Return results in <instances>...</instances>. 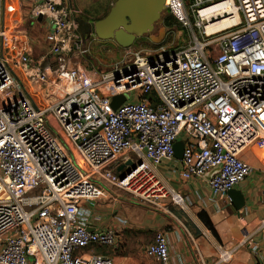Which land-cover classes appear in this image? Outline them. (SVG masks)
<instances>
[{
	"label": "built area",
	"instance_id": "obj_1",
	"mask_svg": "<svg viewBox=\"0 0 264 264\" xmlns=\"http://www.w3.org/2000/svg\"><path fill=\"white\" fill-rule=\"evenodd\" d=\"M27 1L30 26L46 29L48 48L40 57L31 55L26 26L19 25L21 37L10 33L21 18L0 0V264H113L112 255L87 251H120L119 232L89 230L84 202L109 184L148 202L169 198L186 207V197L156 171L176 159L178 137L181 178L220 167L208 180L215 196L252 172L241 154L264 140V0H165L164 11L177 21L166 29L179 26L185 38L174 48L127 50L93 75L81 74L70 54L72 41L83 39L70 0ZM217 3L228 9L206 12ZM235 16L228 26L206 29ZM120 94L125 100L113 109L112 97ZM127 160L135 169L120 179L115 168ZM246 245L252 253L260 248L244 237L218 245L209 260L199 252L196 258L226 264ZM143 253L173 264L164 231Z\"/></svg>",
	"mask_w": 264,
	"mask_h": 264
},
{
	"label": "crops",
	"instance_id": "obj_2",
	"mask_svg": "<svg viewBox=\"0 0 264 264\" xmlns=\"http://www.w3.org/2000/svg\"><path fill=\"white\" fill-rule=\"evenodd\" d=\"M252 146L245 149L241 157L253 170L233 187L244 195L245 204L239 210L227 194L213 195L204 176L181 178L177 159L162 162L156 171L165 184L186 197L184 208L173 204L169 198L148 202L104 184L100 196L84 202L89 210L88 229L114 227L121 238L118 247L121 250L112 253L110 247L94 246L88 247L94 249L87 252L110 254L113 264H158L144 255L143 248L152 242L155 232L164 231L173 264H198L197 252L209 260L218 245H235L244 237L260 245L258 252L252 253L247 245L237 248L226 264H264V227H260L264 219V164L256 165V157L261 153H256ZM199 212L203 213L202 217ZM117 216L125 218L124 221H119Z\"/></svg>",
	"mask_w": 264,
	"mask_h": 264
},
{
	"label": "rangeland",
	"instance_id": "obj_3",
	"mask_svg": "<svg viewBox=\"0 0 264 264\" xmlns=\"http://www.w3.org/2000/svg\"><path fill=\"white\" fill-rule=\"evenodd\" d=\"M70 2L69 7H72L73 17L82 16L86 20H94L102 16L114 0H70ZM6 4L8 6L7 10H11L12 16L17 17L18 15L22 20H20V24L11 23L12 28L10 33L20 34L21 37L22 28L19 27V25L26 26L32 38L30 42L31 55L33 57H40L48 48V44L44 40L46 29L41 28L40 25L30 26L29 2L27 0H6ZM166 14L165 11L161 12L159 19L154 25L153 31L147 35L138 37L132 45L126 47L128 49L119 46L114 39H99L95 34L77 42V45L72 41L70 54L76 55V64L79 66L81 74L93 75L105 71L112 63L120 62L127 50H134L140 45L149 48L168 45L174 48L177 42L185 38V34L179 26H172L170 30L166 29L162 22ZM37 20L41 21L42 18L38 17ZM82 47L84 48V52L80 53L79 50H81ZM11 54H15L14 47H12ZM129 60V57L126 58L127 62ZM252 147L256 153H261L256 157V165H263L264 140L256 142ZM76 157L79 163L83 165L81 158L79 156Z\"/></svg>",
	"mask_w": 264,
	"mask_h": 264
},
{
	"label": "water",
	"instance_id": "obj_4",
	"mask_svg": "<svg viewBox=\"0 0 264 264\" xmlns=\"http://www.w3.org/2000/svg\"><path fill=\"white\" fill-rule=\"evenodd\" d=\"M164 1L115 0L108 13L100 19L89 22L82 16H76L74 18L76 29L83 39L95 34L99 39H114L119 46L126 48L132 45L138 37L153 31L156 21L165 9ZM97 93L104 94L100 91H97ZM124 100L125 96L123 94L113 96L111 100L112 108H117ZM173 149L174 157L180 160L183 153V141L176 140L173 143ZM126 165L127 167L123 170ZM135 166L131 160H127L124 164L118 165L115 172L122 179L134 170ZM219 168V166L212 167L204 174V177L209 180ZM226 194L237 210L244 206L245 200L241 190L231 188Z\"/></svg>",
	"mask_w": 264,
	"mask_h": 264
},
{
	"label": "bare ground",
	"instance_id": "obj_5",
	"mask_svg": "<svg viewBox=\"0 0 264 264\" xmlns=\"http://www.w3.org/2000/svg\"><path fill=\"white\" fill-rule=\"evenodd\" d=\"M222 9H228L227 6H224L223 3H217L210 7L209 9L206 10V12H210L211 10H219L221 11ZM236 20V16L229 18V17H223L222 19L218 20L217 22L209 23L206 27L208 31H212L218 28H223L225 26H228L232 22ZM79 162V161H78Z\"/></svg>",
	"mask_w": 264,
	"mask_h": 264
},
{
	"label": "trees",
	"instance_id": "obj_6",
	"mask_svg": "<svg viewBox=\"0 0 264 264\" xmlns=\"http://www.w3.org/2000/svg\"><path fill=\"white\" fill-rule=\"evenodd\" d=\"M162 22H163L164 26L177 25L176 24L177 23L176 19L172 15H169V14H166L163 17ZM199 215L202 217L203 216V213L202 212H199Z\"/></svg>",
	"mask_w": 264,
	"mask_h": 264
},
{
	"label": "flooded vegetation",
	"instance_id": "obj_7",
	"mask_svg": "<svg viewBox=\"0 0 264 264\" xmlns=\"http://www.w3.org/2000/svg\"><path fill=\"white\" fill-rule=\"evenodd\" d=\"M114 1H115V0H114ZM112 4H113V3H112ZM112 4L107 8V10H105V12L103 13V15L100 16V17L97 18V19H100V18L104 17V16L108 13V11H109L110 7L112 6ZM97 19H94V20H89V19H88V21H89V22H90V21H95V20H97Z\"/></svg>",
	"mask_w": 264,
	"mask_h": 264
}]
</instances>
